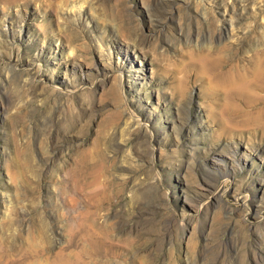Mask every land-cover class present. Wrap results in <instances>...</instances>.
I'll return each instance as SVG.
<instances>
[{"label": "rangeland", "instance_id": "obj_1", "mask_svg": "<svg viewBox=\"0 0 264 264\" xmlns=\"http://www.w3.org/2000/svg\"><path fill=\"white\" fill-rule=\"evenodd\" d=\"M0 264H264V0H0Z\"/></svg>", "mask_w": 264, "mask_h": 264}, {"label": "bare ground", "instance_id": "obj_2", "mask_svg": "<svg viewBox=\"0 0 264 264\" xmlns=\"http://www.w3.org/2000/svg\"><path fill=\"white\" fill-rule=\"evenodd\" d=\"M95 253V252H94Z\"/></svg>", "mask_w": 264, "mask_h": 264}]
</instances>
